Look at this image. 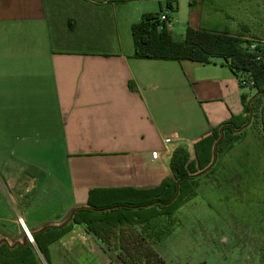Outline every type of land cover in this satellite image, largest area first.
Listing matches in <instances>:
<instances>
[{"label": "crops", "instance_id": "1", "mask_svg": "<svg viewBox=\"0 0 264 264\" xmlns=\"http://www.w3.org/2000/svg\"><path fill=\"white\" fill-rule=\"evenodd\" d=\"M155 1L182 31L264 28L247 21L264 0H0V264H120L72 211L175 180L178 149L200 172L196 145L248 117L252 88L223 59L135 57L131 27ZM64 224L46 257L35 234Z\"/></svg>", "mask_w": 264, "mask_h": 264}, {"label": "trees", "instance_id": "2", "mask_svg": "<svg viewBox=\"0 0 264 264\" xmlns=\"http://www.w3.org/2000/svg\"><path fill=\"white\" fill-rule=\"evenodd\" d=\"M167 10L165 14L168 22L161 21L163 12L148 13L131 27L136 58L190 60L204 64L221 58L240 79H246L245 83L240 82L241 85L251 87L255 95L247 105L248 117L233 120L230 125L222 127V133L216 130L213 137L196 145L200 172L196 164L190 161L188 151L178 149L171 161L175 180L166 182L155 190L135 191L134 197L119 196L110 205L99 206L92 203L90 208L75 212L73 220L86 225L122 264H168L156 251L154 244L174 231L177 224L175 212L184 202L196 196L195 188L193 190L194 179L214 168L213 153L217 155L219 148L236 139L238 136L234 138L233 135L246 129L254 118L260 121L264 138V28L262 36L249 39L228 31L188 28L185 39L178 42L172 38L168 28L175 9L168 3ZM215 139L218 140L217 143H214ZM190 172L195 175L191 176ZM177 191L178 196L174 199ZM164 216L168 220L165 225H161L158 222ZM66 225L49 227L35 234L37 245L46 257L48 245L67 230ZM51 230H56L57 234L46 235Z\"/></svg>", "mask_w": 264, "mask_h": 264}, {"label": "rangeland", "instance_id": "3", "mask_svg": "<svg viewBox=\"0 0 264 264\" xmlns=\"http://www.w3.org/2000/svg\"><path fill=\"white\" fill-rule=\"evenodd\" d=\"M152 3L160 12L159 2ZM247 11V21L250 15L264 19V9ZM179 17L173 16L172 26L178 27L176 38L185 39L187 30L179 28ZM181 17L187 18V9H182ZM228 32L233 33V28ZM69 39L74 40L72 33ZM246 93L255 95L253 89L247 88ZM262 135L260 121L254 118L233 135L236 139L219 148L217 155L213 153L214 168L194 179L196 196L175 212L174 231L161 243L168 264H264ZM167 220L164 216L158 223L165 225Z\"/></svg>", "mask_w": 264, "mask_h": 264}, {"label": "built area", "instance_id": "4", "mask_svg": "<svg viewBox=\"0 0 264 264\" xmlns=\"http://www.w3.org/2000/svg\"><path fill=\"white\" fill-rule=\"evenodd\" d=\"M161 21L162 22H168V18H167V15L165 14V13H163L162 15H161ZM170 23L168 24V28L170 29ZM253 48H254V46H253ZM242 81V83H245V81H246V79L245 78H241L240 79V82ZM166 143H170V139H166V141H165ZM158 153H154V158H157L158 157ZM20 221H21V223L22 224H24V222H23V220L22 219H20ZM26 238H27V240H29V241H31L32 243L34 242V239H33V236H32V234L31 233H27V236H26ZM10 245H12V243H10V242H8Z\"/></svg>", "mask_w": 264, "mask_h": 264}, {"label": "water", "instance_id": "5", "mask_svg": "<svg viewBox=\"0 0 264 264\" xmlns=\"http://www.w3.org/2000/svg\"><path fill=\"white\" fill-rule=\"evenodd\" d=\"M212 166H213V164H212ZM177 186L179 187V184H178ZM178 193H179V192L177 191V193H176L174 199L178 196ZM75 212H76V209L72 211V213H71V215H70V217H69V220H71V219L73 218ZM43 230H45V229H43ZM43 230H41L40 232H42ZM26 241H27V238L24 239V242H25V243H26ZM117 261H118V263L121 264V261H120L119 259H117Z\"/></svg>", "mask_w": 264, "mask_h": 264}]
</instances>
